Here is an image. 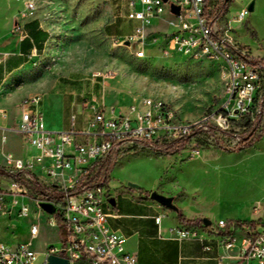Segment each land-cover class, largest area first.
I'll use <instances>...</instances> for the list:
<instances>
[{"label":"rangeland","instance_id":"rangeland-1","mask_svg":"<svg viewBox=\"0 0 264 264\" xmlns=\"http://www.w3.org/2000/svg\"><path fill=\"white\" fill-rule=\"evenodd\" d=\"M216 1L210 0V6ZM227 1L226 11L218 16L220 37L252 57L264 58V0H254L253 11L242 21L236 20V14L251 0ZM28 2L33 3V15L48 27L50 36L21 70L14 84V96L23 95L21 100L41 96L46 123L55 125L57 94L65 106L61 109L64 123L72 114L77 122L89 117L91 103L103 102L124 111L142 98H150L173 108L183 122L216 124L222 116L229 122L226 132L238 135L250 129L253 116L237 111L228 95L224 58L166 49L164 37L173 28L163 19H152L143 39L132 41L129 37L135 35L133 23L125 17V7L117 0H0V32L3 18L19 17ZM139 49L142 56L136 54ZM263 92L262 71L254 102L263 110L258 128H264ZM21 100L16 101L15 117L10 123L14 129ZM80 107L82 114L78 115L76 110ZM257 131L251 133L255 135ZM19 136L17 131L8 134L2 151L10 150L16 156L22 153L23 157L34 153V149L20 143ZM216 137L214 140L205 134L195 135L179 153L169 156L139 143H125L111 153L115 162L107 173L105 186L115 191L131 183L171 196L187 219L253 221L254 229L264 230V133L251 146L237 152L218 148L220 144L232 147L234 136L217 132ZM0 166L10 171L1 160ZM10 180L0 176V187H7ZM34 199L33 195L24 199L29 209L26 217L13 210L9 217L0 218V241L28 244L36 251L35 264H41V252L58 241L56 230L65 236L66 229L56 220V211L52 213L55 226L48 225L46 215L33 204ZM32 223L40 229L36 239L29 235Z\"/></svg>","mask_w":264,"mask_h":264},{"label":"built area","instance_id":"built-area-1","mask_svg":"<svg viewBox=\"0 0 264 264\" xmlns=\"http://www.w3.org/2000/svg\"><path fill=\"white\" fill-rule=\"evenodd\" d=\"M125 7V17L136 21L135 35L130 40H142L144 28L154 18L169 16V25L173 30L164 37L166 49L183 53H205L211 56L212 48L224 52L226 69L229 75L227 92L235 102L237 111L249 113L259 95L262 71L253 67L240 56L249 55L234 44H228L220 37L218 17L208 20L204 14L205 0H117ZM179 7L178 14L170 11V5ZM33 3H26L25 10L30 12ZM247 9L237 12L236 20H244ZM25 14V13H23ZM137 52L143 55L139 49ZM250 56V55H249ZM41 96L19 104L20 114L17 133L36 155L17 158L7 155L4 165L11 173H20L30 179L35 164H41L44 179L40 182L55 184L66 190L76 181L89 174L88 168L125 143H139L151 148L157 141H172L189 135L195 128H189L180 120L173 108L158 100L142 98L138 104L124 111L107 107L103 102L90 104V116L84 119L82 126L77 125V117L69 116L68 128L60 131L49 130L44 126ZM221 114V113H219ZM5 112L0 113L5 118ZM209 123L223 131L229 122L216 124L204 121L201 127ZM105 185L96 184L75 194H64L60 199H34L33 204L40 213L46 215L48 225L55 226L52 214L45 212L40 202L54 206L59 222L65 226V236L60 235L56 227L57 243L44 248L41 264H47L49 255L67 260L68 264H137L134 254L123 251L124 237L111 230L107 224L108 214L103 210L107 197ZM31 195L20 182L10 180L7 187H0V218L9 217L12 211L26 216L29 209L24 199ZM259 206L255 207V211ZM54 211V212H55ZM160 217H155L159 222ZM226 220H219L216 227L231 230ZM51 227V226H50ZM39 226L32 223L29 235L36 239ZM180 238L195 236L192 227L177 230ZM239 246L236 264H264V230L245 229V238ZM234 244L232 236L223 242L226 249ZM37 254L28 244L18 242L9 244L0 241V264H35ZM218 264H224L221 259Z\"/></svg>","mask_w":264,"mask_h":264},{"label":"crops","instance_id":"crops-1","mask_svg":"<svg viewBox=\"0 0 264 264\" xmlns=\"http://www.w3.org/2000/svg\"><path fill=\"white\" fill-rule=\"evenodd\" d=\"M3 19V30L0 32V113L5 112L6 116L0 117V160L4 164L7 155L22 159L29 156L23 157L22 153L16 156L10 150L2 151L1 147L7 142L8 134L12 135L16 131L10 123L15 117L16 101L21 100L23 95L14 96L15 81L30 56L44 47L50 34L43 21L33 15V11H26L25 7L19 17ZM161 19L171 27L167 14ZM128 21L133 23L134 30L137 22ZM150 25L151 23L147 24L144 31ZM54 96L58 101V108L54 110L55 125L46 123L43 116L44 126L49 130L67 129L69 119L66 123L61 121V109L65 108L63 99L57 94ZM76 113L82 114V108L77 109ZM83 124L84 119L77 122L78 126ZM19 138L23 144L22 137ZM26 146L32 149L27 144ZM30 155H36V151ZM47 162L42 160L41 164ZM41 164H35L33 172L43 180ZM107 192L103 204V210L108 214L107 224L111 230L124 237L123 251L134 254L137 264H218L220 259L224 264H236L239 246L245 238V229L236 226L229 231L218 229L216 223L224 219L228 221L227 218H219L214 222L209 220L208 225L202 223L185 226L178 221V212L174 213L149 198L150 189L123 185L115 191L107 189ZM157 216L160 217L159 222L155 221ZM189 226L193 228L195 236L180 238L177 230ZM229 236L233 237L234 244L226 249L223 242Z\"/></svg>","mask_w":264,"mask_h":264},{"label":"trees","instance_id":"trees-1","mask_svg":"<svg viewBox=\"0 0 264 264\" xmlns=\"http://www.w3.org/2000/svg\"><path fill=\"white\" fill-rule=\"evenodd\" d=\"M227 0H217L213 6H210V0H205L204 2V14L208 20H212L218 16H220L227 9ZM244 61L252 65L253 67L264 72V58L252 57L249 55L240 56ZM264 96V92H263ZM254 108L248 113L251 114L252 121L250 122V129L244 131L240 134H235L231 132L223 131L209 123H206L205 129L195 128L193 129L189 135L181 136L176 140L172 141H160L151 145V149L155 151L162 152L165 156H169L174 152L179 153L191 140L192 137L199 134H205L208 137L217 139V132L229 134L235 137L236 142L232 147H226L223 145H218V148L223 151H241L243 149L248 148L254 142L258 141L263 133L264 128H258L261 119L263 110L261 105L256 103L253 105ZM255 106L259 107L256 109ZM255 135L251 133L252 130H257ZM115 162V157L113 155H108L100 161L93 163L89 166L88 171L89 174L80 177L73 187L68 188L66 190L61 189L59 186L55 184H46L44 182H40L36 179L33 174H30V179L24 178L20 173H11L7 171L4 167L0 166V176L11 178L17 182H20L23 186H25L31 195H33L38 200L44 199H60L65 193L66 194H75L81 192L87 188L92 187L96 184L107 185L108 183V175L107 173L111 169L112 164ZM178 221L183 225H200L202 224V218L195 219H187L182 213L178 211L177 213ZM56 220L59 222V216L56 215ZM254 222L253 221H240V220H231L227 221V225H234L239 228L253 230Z\"/></svg>","mask_w":264,"mask_h":264},{"label":"water","instance_id":"water-1","mask_svg":"<svg viewBox=\"0 0 264 264\" xmlns=\"http://www.w3.org/2000/svg\"><path fill=\"white\" fill-rule=\"evenodd\" d=\"M165 1V0H163ZM254 8V0H251L248 4H247V11L251 12L253 11ZM170 11L174 14H178L179 12V7L176 5L171 4L170 5ZM128 187H132V188H137V186L135 184H131L128 183L127 185ZM149 198L155 202H157L158 204H160L161 206L167 208L168 210H172L174 212H178V208L174 205L173 203V199L171 196H166L164 194H161L157 191H151L149 193ZM39 206L47 213L52 214L55 211V208L52 204L47 203V202H40ZM202 222L204 225H208L209 224V220L206 218L202 219ZM47 264H68L67 260L55 255H49L47 258Z\"/></svg>","mask_w":264,"mask_h":264},{"label":"bare ground","instance_id":"bare-ground-1","mask_svg":"<svg viewBox=\"0 0 264 264\" xmlns=\"http://www.w3.org/2000/svg\"><path fill=\"white\" fill-rule=\"evenodd\" d=\"M136 54L138 56H141L139 52H137ZM211 55H220V56H222L224 58V52H222V50L220 48H212L211 49ZM227 82H229V75H227ZM35 97H39V96L35 95V96H31V97L24 98L20 104L25 103L26 100H30V99H33ZM159 102H161V101H159ZM164 105H166V104L164 103ZM221 118H223V117L221 116ZM221 118L218 121L227 122L226 119H221ZM184 123H186V125H188L189 128L201 127L202 124H203V122H201V123H188V122H184ZM41 254H42V252H41Z\"/></svg>","mask_w":264,"mask_h":264}]
</instances>
